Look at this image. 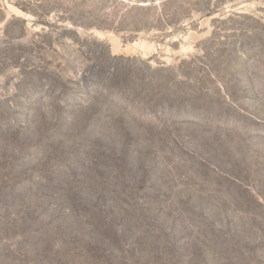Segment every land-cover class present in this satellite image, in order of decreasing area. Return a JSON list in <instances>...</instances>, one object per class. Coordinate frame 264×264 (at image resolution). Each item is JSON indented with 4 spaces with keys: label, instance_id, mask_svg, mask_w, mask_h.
<instances>
[{
    "label": "rangeland",
    "instance_id": "374dc122",
    "mask_svg": "<svg viewBox=\"0 0 264 264\" xmlns=\"http://www.w3.org/2000/svg\"><path fill=\"white\" fill-rule=\"evenodd\" d=\"M0 264H264V0H0Z\"/></svg>",
    "mask_w": 264,
    "mask_h": 264
}]
</instances>
